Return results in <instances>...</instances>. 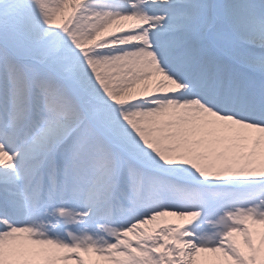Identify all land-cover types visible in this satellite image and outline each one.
I'll return each mask as SVG.
<instances>
[{"label": "snow or ice", "instance_id": "1", "mask_svg": "<svg viewBox=\"0 0 264 264\" xmlns=\"http://www.w3.org/2000/svg\"><path fill=\"white\" fill-rule=\"evenodd\" d=\"M0 264H264V0H0Z\"/></svg>", "mask_w": 264, "mask_h": 264}]
</instances>
